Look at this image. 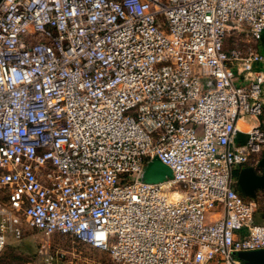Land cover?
Instances as JSON below:
<instances>
[{"label": "built area", "instance_id": "1", "mask_svg": "<svg viewBox=\"0 0 264 264\" xmlns=\"http://www.w3.org/2000/svg\"><path fill=\"white\" fill-rule=\"evenodd\" d=\"M263 29L264 0H0V251L23 224L101 264L264 249L235 183L264 152ZM152 156L169 176L140 178Z\"/></svg>", "mask_w": 264, "mask_h": 264}, {"label": "rangeland", "instance_id": "2", "mask_svg": "<svg viewBox=\"0 0 264 264\" xmlns=\"http://www.w3.org/2000/svg\"><path fill=\"white\" fill-rule=\"evenodd\" d=\"M258 43L259 40L256 46ZM242 82L240 78L235 80L237 84ZM240 138L243 139L244 135H240ZM254 192L257 206L253 213V221L259 222L264 214V188H256ZM22 227L23 234L19 239L7 238L0 251V264H41L36 250L42 239L45 241L47 251L56 257L57 264H101L104 259L103 251L68 235L52 233L45 237L41 231L28 224H23Z\"/></svg>", "mask_w": 264, "mask_h": 264}, {"label": "water", "instance_id": "3", "mask_svg": "<svg viewBox=\"0 0 264 264\" xmlns=\"http://www.w3.org/2000/svg\"><path fill=\"white\" fill-rule=\"evenodd\" d=\"M260 171L255 172L248 165H241L236 173V188L247 196H254L256 188H264V152L258 161ZM170 175L169 167L162 163L156 156L149 158L141 172L140 178L144 181H159ZM264 215V214H263ZM236 256L243 264H264V249L256 248L236 251Z\"/></svg>", "mask_w": 264, "mask_h": 264}, {"label": "crops", "instance_id": "4", "mask_svg": "<svg viewBox=\"0 0 264 264\" xmlns=\"http://www.w3.org/2000/svg\"><path fill=\"white\" fill-rule=\"evenodd\" d=\"M256 49L260 52L264 51V29L260 33L259 43L257 44ZM263 89H264V86H263ZM245 125L246 124H243V127H245Z\"/></svg>", "mask_w": 264, "mask_h": 264}]
</instances>
